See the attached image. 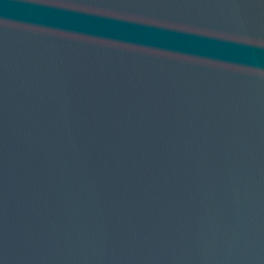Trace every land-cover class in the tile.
<instances>
[{
    "label": "water",
    "instance_id": "95a60500",
    "mask_svg": "<svg viewBox=\"0 0 264 264\" xmlns=\"http://www.w3.org/2000/svg\"><path fill=\"white\" fill-rule=\"evenodd\" d=\"M0 264H264V0H0Z\"/></svg>",
    "mask_w": 264,
    "mask_h": 264
}]
</instances>
